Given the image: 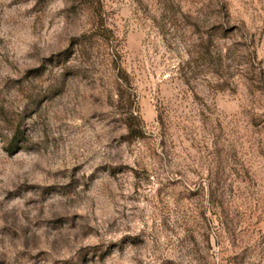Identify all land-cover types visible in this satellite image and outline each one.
Returning <instances> with one entry per match:
<instances>
[{
  "label": "rangeland",
  "instance_id": "374dc122",
  "mask_svg": "<svg viewBox=\"0 0 264 264\" xmlns=\"http://www.w3.org/2000/svg\"><path fill=\"white\" fill-rule=\"evenodd\" d=\"M0 264H264V0H0Z\"/></svg>",
  "mask_w": 264,
  "mask_h": 264
},
{
  "label": "trees",
  "instance_id": "16d2710c",
  "mask_svg": "<svg viewBox=\"0 0 264 264\" xmlns=\"http://www.w3.org/2000/svg\"><path fill=\"white\" fill-rule=\"evenodd\" d=\"M129 128L131 129V132L132 133H136L137 132V128L135 129V125H133L132 123L131 124H129Z\"/></svg>",
  "mask_w": 264,
  "mask_h": 264
},
{
  "label": "clouds",
  "instance_id": "9594fccd",
  "mask_svg": "<svg viewBox=\"0 0 264 264\" xmlns=\"http://www.w3.org/2000/svg\"><path fill=\"white\" fill-rule=\"evenodd\" d=\"M47 69V65L45 66V70ZM57 86L55 85V83H53V88H56ZM40 102H42V100L40 101ZM27 129V119H26V121H25V129L24 130H26ZM25 134H27L26 132H25Z\"/></svg>",
  "mask_w": 264,
  "mask_h": 264
}]
</instances>
